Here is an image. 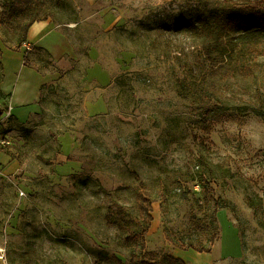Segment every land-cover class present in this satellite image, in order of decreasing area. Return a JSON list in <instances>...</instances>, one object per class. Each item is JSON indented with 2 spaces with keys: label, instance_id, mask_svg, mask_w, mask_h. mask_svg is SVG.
Instances as JSON below:
<instances>
[{
  "label": "rangeland",
  "instance_id": "rangeland-1",
  "mask_svg": "<svg viewBox=\"0 0 264 264\" xmlns=\"http://www.w3.org/2000/svg\"><path fill=\"white\" fill-rule=\"evenodd\" d=\"M223 1L37 0L48 31L16 53L0 0V264H264V55L234 73L174 27ZM24 56L55 77L19 119L1 82ZM141 181L156 200L145 247L126 240L144 228Z\"/></svg>",
  "mask_w": 264,
  "mask_h": 264
},
{
  "label": "trees",
  "instance_id": "trees-1",
  "mask_svg": "<svg viewBox=\"0 0 264 264\" xmlns=\"http://www.w3.org/2000/svg\"><path fill=\"white\" fill-rule=\"evenodd\" d=\"M7 9L4 16L15 19L18 30L19 45L15 51H20L21 45L28 40L31 26L48 17H42L37 0H6ZM175 29L185 30L193 42L199 47L206 60L220 67L229 68L234 73L249 75L252 62L264 55V10L255 6L244 7L236 0H224L223 5L214 9L210 15L199 16L181 24L177 21ZM25 65H31L24 56ZM156 202L148 189L147 183L141 181L136 193L135 206L141 216L144 228L140 232H129L126 240L139 242L145 247V236L153 220V205ZM227 205L215 201L214 214ZM120 230L126 232L124 226ZM182 249L193 248L199 252H210L212 248H196L194 246H179ZM118 264H124L115 258ZM166 260L172 264H187L183 259L167 255ZM130 264H159L158 262L139 258L132 254Z\"/></svg>",
  "mask_w": 264,
  "mask_h": 264
},
{
  "label": "crops",
  "instance_id": "crops-1",
  "mask_svg": "<svg viewBox=\"0 0 264 264\" xmlns=\"http://www.w3.org/2000/svg\"><path fill=\"white\" fill-rule=\"evenodd\" d=\"M49 23L47 20H41L35 22L28 34V42L37 43V40H42L47 33ZM46 38H44V41ZM20 53V51H14ZM10 59L13 56H9ZM3 64L6 66L7 62L3 56ZM23 66L21 67V72L17 76V81L14 82V79H9L8 75H4V79L1 82V89L3 94L9 95V109L11 110L12 115H17L19 119L28 118L34 111H36L39 106V101L42 97V89L44 84L48 83L53 79L51 74H45L41 72L34 66L25 65L23 61ZM26 72V81L22 80V73ZM8 73V71H6ZM31 79V81H30Z\"/></svg>",
  "mask_w": 264,
  "mask_h": 264
},
{
  "label": "built area",
  "instance_id": "built-area-1",
  "mask_svg": "<svg viewBox=\"0 0 264 264\" xmlns=\"http://www.w3.org/2000/svg\"><path fill=\"white\" fill-rule=\"evenodd\" d=\"M7 115H11V110L7 112ZM12 145V140L8 134L0 131V151L9 148Z\"/></svg>",
  "mask_w": 264,
  "mask_h": 264
}]
</instances>
